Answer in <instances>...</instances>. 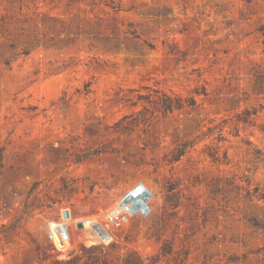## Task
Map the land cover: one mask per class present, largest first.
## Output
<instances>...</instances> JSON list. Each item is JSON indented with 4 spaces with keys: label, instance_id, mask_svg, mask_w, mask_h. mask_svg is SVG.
<instances>
[{
    "label": "rangeland",
    "instance_id": "rangeland-1",
    "mask_svg": "<svg viewBox=\"0 0 264 264\" xmlns=\"http://www.w3.org/2000/svg\"><path fill=\"white\" fill-rule=\"evenodd\" d=\"M0 264H264V0H0Z\"/></svg>",
    "mask_w": 264,
    "mask_h": 264
},
{
    "label": "built area",
    "instance_id": "built-area-1",
    "mask_svg": "<svg viewBox=\"0 0 264 264\" xmlns=\"http://www.w3.org/2000/svg\"><path fill=\"white\" fill-rule=\"evenodd\" d=\"M153 192L142 181H136L126 188L104 211L97 216L94 227L100 239L112 240L114 230L127 223L134 216L145 217L152 211ZM68 210V209H67ZM62 210L56 219L48 223L50 238L55 245L61 246L70 238V224L65 222ZM82 223V222H81ZM100 226H99V225Z\"/></svg>",
    "mask_w": 264,
    "mask_h": 264
},
{
    "label": "trees",
    "instance_id": "trees-1",
    "mask_svg": "<svg viewBox=\"0 0 264 264\" xmlns=\"http://www.w3.org/2000/svg\"><path fill=\"white\" fill-rule=\"evenodd\" d=\"M188 100V99H187ZM195 100L192 99V97H189V101H183V99L179 96L171 97L169 95L163 94L162 97H160V106L165 111H172L173 109H181L185 105H194ZM185 144H183L184 146ZM183 152V150H180V154Z\"/></svg>",
    "mask_w": 264,
    "mask_h": 264
},
{
    "label": "bare ground",
    "instance_id": "bare-ground-1",
    "mask_svg": "<svg viewBox=\"0 0 264 264\" xmlns=\"http://www.w3.org/2000/svg\"><path fill=\"white\" fill-rule=\"evenodd\" d=\"M97 220H98L97 216H91V217H86V218H84L82 220L81 219L77 220V219L73 218L72 213L70 211L69 220H65V222L70 224V231L71 232L73 231L74 223L77 222V221H80V222H82V229H90L92 232H94L95 234L98 235L99 233L97 232V230L94 227V224H95V222ZM98 237H100V236L98 235Z\"/></svg>",
    "mask_w": 264,
    "mask_h": 264
},
{
    "label": "water",
    "instance_id": "water-1",
    "mask_svg": "<svg viewBox=\"0 0 264 264\" xmlns=\"http://www.w3.org/2000/svg\"><path fill=\"white\" fill-rule=\"evenodd\" d=\"M63 215L65 216V217H68L69 216V212H68V210H64L63 211ZM77 227H82V223L81 222H78L77 223Z\"/></svg>",
    "mask_w": 264,
    "mask_h": 264
}]
</instances>
